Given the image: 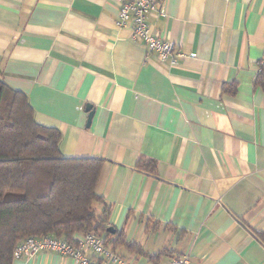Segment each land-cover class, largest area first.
Listing matches in <instances>:
<instances>
[{
  "label": "crops",
  "instance_id": "obj_1",
  "mask_svg": "<svg viewBox=\"0 0 264 264\" xmlns=\"http://www.w3.org/2000/svg\"><path fill=\"white\" fill-rule=\"evenodd\" d=\"M119 5L0 0V80L64 157L104 160L96 192L124 264H264V0H160L147 22L174 63L116 24Z\"/></svg>",
  "mask_w": 264,
  "mask_h": 264
},
{
  "label": "trees",
  "instance_id": "obj_2",
  "mask_svg": "<svg viewBox=\"0 0 264 264\" xmlns=\"http://www.w3.org/2000/svg\"><path fill=\"white\" fill-rule=\"evenodd\" d=\"M255 84L264 91V72ZM60 141L57 128L36 122L27 96L0 80V264H12L28 237L74 244L94 233L108 247L107 208L96 192L104 160L64 157Z\"/></svg>",
  "mask_w": 264,
  "mask_h": 264
},
{
  "label": "built area",
  "instance_id": "obj_3",
  "mask_svg": "<svg viewBox=\"0 0 264 264\" xmlns=\"http://www.w3.org/2000/svg\"><path fill=\"white\" fill-rule=\"evenodd\" d=\"M160 0H120L116 24L120 27L129 26L131 38L140 40L148 52L155 53L160 59L170 58L174 63L182 54L167 36H155L148 25L147 17L152 12L162 14L159 9ZM264 72V56L257 62V73ZM74 244L50 235L28 237L19 242L12 251L14 259L32 258L38 252L56 253L71 259L74 264H124L123 259L104 245L101 236L86 233L75 238ZM169 264H190L189 256L182 255L172 258Z\"/></svg>",
  "mask_w": 264,
  "mask_h": 264
},
{
  "label": "water",
  "instance_id": "obj_4",
  "mask_svg": "<svg viewBox=\"0 0 264 264\" xmlns=\"http://www.w3.org/2000/svg\"><path fill=\"white\" fill-rule=\"evenodd\" d=\"M86 109H87L88 112H89V113H88V120H87V125H88V123L90 122V119H91V117H92V115H93V110L90 109L89 106H87ZM107 231L110 232V233H114V229H113V227H108V228H107Z\"/></svg>",
  "mask_w": 264,
  "mask_h": 264
},
{
  "label": "rangeland",
  "instance_id": "obj_5",
  "mask_svg": "<svg viewBox=\"0 0 264 264\" xmlns=\"http://www.w3.org/2000/svg\"><path fill=\"white\" fill-rule=\"evenodd\" d=\"M97 209H98V206H97V205H95V210L97 211Z\"/></svg>",
  "mask_w": 264,
  "mask_h": 264
}]
</instances>
